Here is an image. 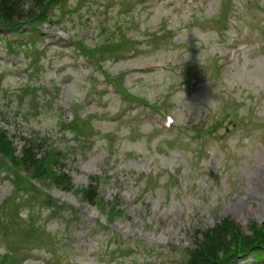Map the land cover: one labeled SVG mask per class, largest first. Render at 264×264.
<instances>
[{
    "label": "rangeland",
    "instance_id": "obj_1",
    "mask_svg": "<svg viewBox=\"0 0 264 264\" xmlns=\"http://www.w3.org/2000/svg\"><path fill=\"white\" fill-rule=\"evenodd\" d=\"M2 122L78 188L109 172L94 204L51 187V211L1 171L0 264H186L199 231L264 221V0H61L0 29Z\"/></svg>",
    "mask_w": 264,
    "mask_h": 264
},
{
    "label": "trees",
    "instance_id": "obj_2",
    "mask_svg": "<svg viewBox=\"0 0 264 264\" xmlns=\"http://www.w3.org/2000/svg\"><path fill=\"white\" fill-rule=\"evenodd\" d=\"M27 4L26 0H0V27L17 32L23 23H30L37 17L46 0H35L29 8ZM6 125V122L0 124V172L7 171L12 175L16 191H23L28 197L39 196L44 193L42 188L47 190L53 186L67 193L74 189L62 160L65 155L62 149L53 150L43 137H21L23 145L18 154ZM100 184L101 176H92L90 186L79 190L82 199L94 204ZM49 205L52 206L51 211L56 210L54 203L49 202ZM36 230L38 228L27 233L29 242L38 239ZM249 231L250 234H246L234 220L223 218L213 228L197 233L186 264H237L248 256L264 257V221L250 223Z\"/></svg>",
    "mask_w": 264,
    "mask_h": 264
}]
</instances>
